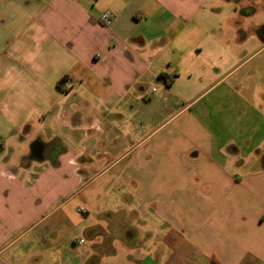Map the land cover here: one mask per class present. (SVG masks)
Here are the masks:
<instances>
[{
  "label": "crops",
  "instance_id": "crops-1",
  "mask_svg": "<svg viewBox=\"0 0 264 264\" xmlns=\"http://www.w3.org/2000/svg\"><path fill=\"white\" fill-rule=\"evenodd\" d=\"M263 13L0 0V264H264V77L241 73ZM113 169L133 218L116 251L68 209L87 173Z\"/></svg>",
  "mask_w": 264,
  "mask_h": 264
},
{
  "label": "rangeland",
  "instance_id": "rangeland-1",
  "mask_svg": "<svg viewBox=\"0 0 264 264\" xmlns=\"http://www.w3.org/2000/svg\"><path fill=\"white\" fill-rule=\"evenodd\" d=\"M247 12L252 13L251 10ZM263 20H264V13L259 16L257 21H263ZM249 52L251 55L255 54V56L251 61H248L249 62L248 65L247 64L243 65L242 67L243 69L241 73L246 72L249 67L261 68L259 73L256 72V75L258 77L263 78L264 77V46L251 47L249 49ZM262 83H264V80ZM116 171L117 169H113L99 178H97L96 176L100 174V171L96 170L87 173V178L83 185L84 189L78 193L77 192L72 193L73 194L72 196H75V198L71 199L70 204L68 205L69 210L70 207H73L74 205H75V210L76 208L78 210L81 208L85 209L87 218L83 219V222L80 223L79 227L88 225L90 227L101 226L104 229H106V231L110 233L111 236V237L107 236V238L108 237L111 238V240L107 241V245H109V242L112 241L113 243L111 244L112 247L115 249V251L116 249L119 250L117 244L121 242L113 241L112 238L113 239L118 238L119 234H117L116 232L118 231L122 233V231H125L126 228H130L131 223L133 221V218H131L129 212L130 203L128 204L125 201L126 198L128 199L130 197L125 198V196L123 195V194H128L127 190L125 188L113 186L111 183L113 181L114 175L116 174ZM67 193L68 190L63 191L62 189H60V195H64ZM83 197L86 199H90L92 204L96 201L95 204L96 209L90 210V208L87 205H84L82 201ZM117 202L119 204V207L117 205ZM107 207L108 208L112 207V212L114 214H109L108 211L105 212ZM114 209L116 211H114ZM105 213L107 215H105ZM79 215L82 217L81 214ZM121 237H119L118 239H125V235L122 238ZM122 241L124 245L129 244L126 243L127 242L126 240H122ZM108 252L109 251H107L106 253Z\"/></svg>",
  "mask_w": 264,
  "mask_h": 264
},
{
  "label": "built area",
  "instance_id": "built-area-1",
  "mask_svg": "<svg viewBox=\"0 0 264 264\" xmlns=\"http://www.w3.org/2000/svg\"><path fill=\"white\" fill-rule=\"evenodd\" d=\"M114 20V16L111 14V13H105L103 16H102V23L105 24V25H110ZM71 81L69 80H65L64 81V86L65 87H69L71 85ZM79 213L83 216V217H86V211L85 209L81 208L79 209ZM83 241H80V244H82Z\"/></svg>",
  "mask_w": 264,
  "mask_h": 264
},
{
  "label": "trees",
  "instance_id": "trees-1",
  "mask_svg": "<svg viewBox=\"0 0 264 264\" xmlns=\"http://www.w3.org/2000/svg\"><path fill=\"white\" fill-rule=\"evenodd\" d=\"M166 75H161L159 78L161 79V80H165L166 79ZM170 82H172V78H170ZM169 85V84H168Z\"/></svg>",
  "mask_w": 264,
  "mask_h": 264
}]
</instances>
